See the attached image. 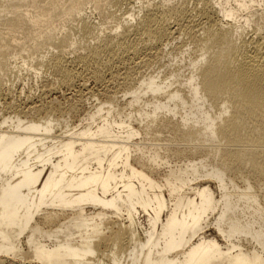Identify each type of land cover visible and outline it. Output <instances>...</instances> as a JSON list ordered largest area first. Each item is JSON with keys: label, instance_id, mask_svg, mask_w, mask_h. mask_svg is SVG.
<instances>
[{"label": "bare ground", "instance_id": "6f19581e", "mask_svg": "<svg viewBox=\"0 0 264 264\" xmlns=\"http://www.w3.org/2000/svg\"><path fill=\"white\" fill-rule=\"evenodd\" d=\"M0 96V264H264V0H0Z\"/></svg>", "mask_w": 264, "mask_h": 264}, {"label": "rangeland", "instance_id": "374dc122", "mask_svg": "<svg viewBox=\"0 0 264 264\" xmlns=\"http://www.w3.org/2000/svg\"><path fill=\"white\" fill-rule=\"evenodd\" d=\"M132 1H134V0H132ZM158 2V0H154V2ZM190 4H191V2H190ZM189 4V5H190ZM139 4H135V8H134V10L135 11H138V6ZM125 8V7H124ZM109 10H111V12L110 13H112V10H113V15H114V10H115V8H111V9H109ZM118 11H116L115 10V12L117 13H115V15H117L116 17L118 18V17H127V14L125 13V11H127L126 9H117ZM119 10H120V12H119ZM119 12V13H118ZM122 13H125L124 15L122 14ZM94 14V15H93ZM119 14V15H118ZM97 14L96 13H92L91 14V20L92 21H96V22H98L99 20V18L96 16ZM114 15V16H115ZM123 15V16H122ZM93 18V19H92ZM102 20H104L103 18H101ZM98 20V21H97ZM110 20L108 19V22H109ZM75 22V23H74ZM73 23H71V22H69L70 24H72L73 26H78V24L79 23H77V22H79L78 20H77V22L76 21H74ZM108 22H107V20L105 21V24H104V27H107V29L105 30L106 31V33H107V31H109V29L111 30V27L114 25L113 23H110L109 22V24H108ZM112 22V21H111ZM72 25H70V27H73ZM80 25V24H79ZM75 28V31H74V33H75V36H77L78 35V27H73V29ZM77 28V29H76ZM110 32V31H109ZM108 32V33H109ZM79 36V35H78ZM85 40V44L87 43V42H89L88 44H91L90 46H92V44L94 43L95 44V41L93 42L91 39H88V41L86 42V38L84 39ZM176 43H178V44H182V45H185L184 46V48L183 49H185V47L188 45V40H187V38H186V36H181L180 37V39L176 42ZM88 44H86V45H88ZM93 44V45H94ZM187 48V47H186ZM189 48H191V47H189ZM79 52H81V50H79ZM198 55V51H193V53H192V57H195V56H197ZM73 55H70V57H72ZM140 58H142V56H140ZM135 59L138 61V59H137V57H135ZM136 60H135V62H136ZM186 60V59H185ZM188 60V59H187ZM134 61V60H133ZM137 63V62H136ZM152 64H151V66L149 67H142L141 66V68L139 67L137 70H139L140 71V73L141 72H143L144 74H148V73H150V72H152V71H154V72H156V71H159V70H161V65H157L155 62H151ZM186 63H187V61H185L183 64H185L186 65ZM172 64V63H171ZM134 64H132V66H133ZM159 66V67H158ZM135 67V66H134ZM147 68V69H146ZM160 68V69H159ZM122 71H121V70ZM119 70H118V73L119 74H122L123 73V69L122 68H120ZM141 69V70H140ZM170 69H174V66H171V68ZM138 71V72H139ZM121 72V73H120ZM185 74L187 73V72H184ZM21 74H22V77L20 78V80L21 81H19V79H13V77H11L10 76V78H9V76L8 77H4L3 79L5 80H3L2 82H5L4 84H6V86L4 85L3 87H9V88H12V89H10V90H13L12 92L9 90V88H7V92H8V94H10L9 96H7L6 98H9V99H11V100H13L14 102L16 101L15 99H18V93H19V88H18V84H20V83H23V84H26V86H25V88H26V91L27 90H30L31 91V93H32V95H35L34 97L36 98V97H38L39 95H41V92H42V90L43 89H50L51 87L52 88H54V89H52V91L50 92V93H48V94H46V96H45V100H46V102H48V103H53V105H55V106H60L61 108L62 107H64V108H66L70 103L72 104V102L74 103V101H75V99H77V97H78V95H79V93L80 92H78V91H80V90H82L81 92L82 93H80V94H83L84 96L86 95V96H88L89 95V93H94L95 94V92H96V94L98 95L99 94V92H100V94L99 95H101V94H103L104 92H105V90L107 91V90H109V91H115V89L117 90L118 89V82H115V81H106L105 80V82L104 81H102V82H100V83H94V81L91 79V78H88V76L86 77L85 75H81V77H79V78H81V79H79V78H74L73 79V83H72V85H71V87L69 86V88L68 87H61V85L60 86H58V85H56L55 83H56V81H55V83L53 84V81H54V79L53 80H51L50 78L52 77V76H50L49 74H47V76H46V74H44L45 76H42L40 79H38V80H40V81H38V80H34V78L32 77V76H29L30 75V73H26V72H24V71H22L21 72ZM26 74H28V76L26 75ZM48 75L50 76V77H48ZM26 76V77H25ZM85 76V77H84ZM32 77V78H31ZM84 77V78H83ZM120 77V76H119ZM6 78H8L10 81L8 82V79L6 80ZM23 78V79H22ZM32 79V80H31ZM85 79V80H84ZM24 80V81H23ZM16 81H18V82H16ZM46 81V82H45ZM51 81H52V83H51ZM12 82V83H11ZM16 84H15V83ZM44 82V83H43ZM113 82V84H110V83H112ZM10 83H11V85H10ZM12 84H14L15 86H13ZM51 84V85H50ZM82 84H83V86H85L86 87V89H84L85 87H82ZM100 84V85H99ZM108 84V85H107ZM11 87H10V86ZM28 85V86H27ZM105 85H106V87H105ZM114 85H117V86H114ZM109 86V87H108ZM113 86V87H112ZM29 87V88H28ZM60 87V88H59ZM6 88H3L4 90H6ZM82 88V89H81ZM105 88H107V89H105ZM90 89V90H89ZM85 90V91H84ZM89 90V91H88ZM102 90V91H101ZM29 91V92H30ZM54 91V92H53ZM84 91V92H83ZM91 91V92H90ZM93 91V92H92ZM117 91H119V90H117ZM72 93V94H71ZM95 94V95H96ZM121 94L122 93H118L117 95L118 96H121ZM12 95V96H11ZM15 95H16V97H15ZM23 95H25V94H22L21 95V97H23ZM69 95V96H68ZM72 95V96H71ZM70 96H71V98H70ZM1 97V96H0ZM11 97V98H10ZM66 97V98H65ZM76 97V98H75ZM2 98V97H1ZM14 98V99H13ZM92 100H94V98H91ZM92 100H90L91 102H92ZM50 101V102H49ZM3 98H2V100L0 99V104L2 103V105H1V107L3 106ZM17 102H18V100H17ZM58 103V104H57ZM88 103V102H87ZM0 107V108H1ZM88 106H86L85 107V109H88L87 108ZM82 111V110H81ZM80 111V113H79V115H82L83 113H84V110H83V112H81ZM78 119H79V116L77 117L76 116V118H71V119H69V120H71V122L72 123H74V125H79L80 123H79V121H78ZM58 130V132H57V134L58 133H60V130L59 129H57Z\"/></svg>", "mask_w": 264, "mask_h": 264}]
</instances>
